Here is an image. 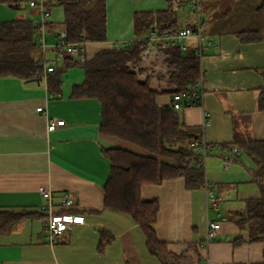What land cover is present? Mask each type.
<instances>
[{"label": "crops", "instance_id": "crops-1", "mask_svg": "<svg viewBox=\"0 0 264 264\" xmlns=\"http://www.w3.org/2000/svg\"><path fill=\"white\" fill-rule=\"evenodd\" d=\"M105 1L107 40L86 43L83 55L75 54L83 61L134 41L137 13L170 6L169 0ZM29 3L17 11L0 3V26L18 19H41L40 10ZM199 4L201 32L211 42L200 59L203 99L201 105L181 111L180 117L213 145L205 162V186L217 195V210L207 211L205 187L188 189L183 177L145 185L141 198L158 202L157 238L180 258L169 259V264H264V243L250 242L248 230L237 225L234 215L245 209L248 199L261 196L249 172L255 166L234 140L237 134L264 141V111L257 106L264 87V36L256 43L238 36L241 31L257 29L255 15L264 0H200ZM174 5L182 12V27L197 23L191 0ZM184 5L192 6L195 18L183 12ZM53 9L47 24H53L49 30L56 32L62 28L53 19ZM239 14L248 16L247 22L237 19ZM188 44L195 47L196 41ZM139 78L152 89H168L166 80L151 69H143ZM61 79L60 93L50 94L45 77L39 83L0 77V210L31 214L12 232L0 235V264H164L149 252L145 234L133 218L104 206L112 166L105 151L147 152L101 133L103 115L98 99L72 97L73 88L85 80L83 69L72 68ZM157 103L172 105V95H158ZM40 107L43 111L37 110ZM51 120L65 124L48 131ZM233 147L240 152L235 153ZM41 187L52 191L56 211L85 220L55 243L49 241L46 231L47 202L38 192ZM66 195L74 201L71 209L62 207ZM217 212L223 218L221 228L206 244L208 220H215ZM203 213L204 222L200 220ZM210 213H214L212 217Z\"/></svg>", "mask_w": 264, "mask_h": 264}, {"label": "trees", "instance_id": "trees-1", "mask_svg": "<svg viewBox=\"0 0 264 264\" xmlns=\"http://www.w3.org/2000/svg\"><path fill=\"white\" fill-rule=\"evenodd\" d=\"M26 1L30 2L0 0V3L17 11L23 8ZM189 1L169 0L168 9L137 13L134 17L135 40L120 49L102 50L89 61H83L75 54L56 53L57 67L46 75L48 91L58 94L63 75L75 67L83 69L85 80L73 88L72 97L98 99L103 115L101 133L120 138L147 152L141 155L119 148L105 151L112 166L104 190V206L133 218L145 234L149 252L164 264H169V259L178 261L180 258L171 254L166 243L157 238L154 226L159 205L156 200L143 201L141 190L145 185H160L178 177L185 179L188 189H199L206 185V169L205 163L200 161L202 152L192 147L193 143L204 142L203 137L183 123L181 112L173 105H158L157 96L167 94L173 97L177 93L191 91L198 81L204 80L201 56L193 46H189L185 52L179 48L162 51L167 71L160 73V76L168 85V89L162 91L152 89L147 81H141L131 64H138L142 60L141 53L150 45L152 32L162 36L164 32L183 28L179 17L180 7L176 8L174 4L183 5ZM45 7L49 11L54 7L63 9L64 22L59 29L68 32L70 43L107 40L105 0H45ZM255 16L257 29L241 31L238 36L243 41L256 43L263 39L264 5L256 11ZM51 25H48L49 29ZM186 27L194 28L195 25ZM36 31L30 20L18 19L1 24L0 77L43 80L44 64ZM257 106L259 111H264V87ZM234 141L240 144L243 155L253 162L254 170L249 172L261 191L260 197L246 201L244 210L234 212L235 221L239 227L248 230L250 242L264 243V141H255L247 136L240 138L237 134ZM207 147L210 153L213 145L208 144ZM166 159L176 161V164ZM30 216L25 211L0 210V235L12 232Z\"/></svg>", "mask_w": 264, "mask_h": 264}, {"label": "built area", "instance_id": "built-area-1", "mask_svg": "<svg viewBox=\"0 0 264 264\" xmlns=\"http://www.w3.org/2000/svg\"><path fill=\"white\" fill-rule=\"evenodd\" d=\"M193 7L198 11L197 15V23L195 24L194 28L183 27L177 31L171 32H164L162 36L155 34L154 32L151 33L150 36V45L146 47L145 50L142 51L141 57L142 62H145L149 57H152L155 54L162 53V51L168 48H179L182 52H185L189 48L188 42L190 40L196 41V52L201 57L203 56L204 52L207 48L211 45V42L206 40V37L203 36L201 32V24L202 21L199 18V9H200V0H191ZM30 7L38 8L42 14V18L35 23V27L37 28V36L36 40L39 44L40 51H41V58L44 64V76L48 73L53 72L58 64L57 56L55 59H49L47 57L48 53H52L57 55L56 53H68V54H82L84 53L85 44H74L70 43L68 40V32L64 29L51 32L47 24V19L51 16L49 10H46L45 7V0H30L29 3ZM52 37L54 40L53 44H49V39ZM163 54V53H162ZM165 57V55L163 54ZM166 68V65H164ZM133 70V69H132ZM136 72L135 70H133ZM167 71V68H166ZM137 73V72H136ZM203 81L200 80L197 82L195 87L191 89V91L177 93L172 97V105L178 111H183L185 108L194 106V105H201L203 99ZM38 111H43V108L40 107L37 109ZM65 121L62 120H51L47 125L48 131H55L58 128L64 126ZM208 144L204 140V142L200 144L193 143L192 147L199 149L202 152V156L200 161L203 163L206 162L207 157L209 156L208 151ZM233 151L235 153H239L240 151L238 148L233 147ZM207 191V211L210 210H217L218 204V197L213 192V190L209 189L206 186ZM40 194L44 197L47 202L46 206V231L49 237V241L51 243H55L59 237H61L66 231L70 230L74 225H81L85 223L83 217L77 216L72 213H60L56 211L55 206L53 205V193L50 190H46L44 188H40ZM62 207L71 209L74 207V201L69 195L62 200ZM221 221H223L221 213L217 212V218L215 220H208V231L206 237V244L210 243L213 240L214 236L218 233L221 228ZM211 264V263H210Z\"/></svg>", "mask_w": 264, "mask_h": 264}, {"label": "rangeland", "instance_id": "rangeland-1", "mask_svg": "<svg viewBox=\"0 0 264 264\" xmlns=\"http://www.w3.org/2000/svg\"><path fill=\"white\" fill-rule=\"evenodd\" d=\"M191 7H190V5H184L183 6V8H184L183 12L185 14L188 13V15L194 17V10L191 9ZM181 15H182V12L179 11L180 20H181ZM194 18H193V20H194ZM53 19L55 20V22L59 26L62 25V23L64 22V12H63L62 8L55 7L53 9ZM237 19H245L244 21L247 22L248 16H242V15L239 14L237 16ZM39 20L40 19H33V20H30V21H32L35 24ZM210 22H212V19H210V17H209L208 18V23H210ZM53 43H54V40L52 38H50L49 39V44H53ZM121 47H122L121 45H117L116 49H120ZM47 57L49 59H55L56 56L54 54H52V53H48ZM164 59H165V57L163 56V54L158 52V54H155L152 57H149L145 62L140 61L138 64H131V68L133 70H135L140 75V77L142 75L143 69H145V70H150L151 69V70L155 71L156 74H158V73L164 74V73H166V68L162 65V61H164ZM75 68H79V67H75ZM83 72H84V70H83ZM84 74H85V72H84ZM163 85H165V84L163 83ZM205 188H206V186H205ZM210 214H211V217H212V214H214V213H210ZM201 218H202L203 222L206 220L205 213L200 215V220H201Z\"/></svg>", "mask_w": 264, "mask_h": 264}, {"label": "water", "instance_id": "water-1", "mask_svg": "<svg viewBox=\"0 0 264 264\" xmlns=\"http://www.w3.org/2000/svg\"><path fill=\"white\" fill-rule=\"evenodd\" d=\"M35 82L39 83V80L37 79V80H35Z\"/></svg>", "mask_w": 264, "mask_h": 264}, {"label": "bare ground", "instance_id": "bare-ground-1", "mask_svg": "<svg viewBox=\"0 0 264 264\" xmlns=\"http://www.w3.org/2000/svg\"><path fill=\"white\" fill-rule=\"evenodd\" d=\"M69 38V37H68Z\"/></svg>", "mask_w": 264, "mask_h": 264}]
</instances>
